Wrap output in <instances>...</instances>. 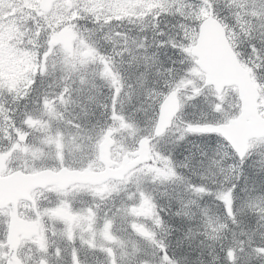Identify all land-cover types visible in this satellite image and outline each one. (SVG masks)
<instances>
[{"label":"snow or ice","instance_id":"obj_1","mask_svg":"<svg viewBox=\"0 0 264 264\" xmlns=\"http://www.w3.org/2000/svg\"><path fill=\"white\" fill-rule=\"evenodd\" d=\"M0 264H264V0H0Z\"/></svg>","mask_w":264,"mask_h":264}]
</instances>
